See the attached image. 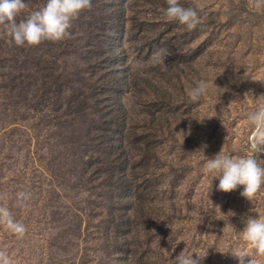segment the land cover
<instances>
[{"label": "trees", "instance_id": "16d2710c", "mask_svg": "<svg viewBox=\"0 0 264 264\" xmlns=\"http://www.w3.org/2000/svg\"><path fill=\"white\" fill-rule=\"evenodd\" d=\"M24 2L17 21L46 4ZM138 5L167 7L166 0H92L71 38L37 46L10 44L0 26L1 126L13 120L7 132L19 150L18 175L37 190L49 209L38 214L79 264H163V237L174 238V193L145 129L158 118L159 86L138 77L156 103V112L143 105L139 124L124 101L134 77L114 71L113 39ZM60 185L74 194L64 205Z\"/></svg>", "mask_w": 264, "mask_h": 264}, {"label": "rangeland", "instance_id": "374dc122", "mask_svg": "<svg viewBox=\"0 0 264 264\" xmlns=\"http://www.w3.org/2000/svg\"><path fill=\"white\" fill-rule=\"evenodd\" d=\"M180 3L199 10L195 30L169 22L163 9L138 5L113 39L114 71L134 77L133 91L124 101L139 124L146 119L143 105L151 112L156 103L151 91H142L138 77L160 89L158 118L145 122V129L150 146L161 151L164 187L175 197L174 238L168 243V236L163 237V264H171L180 252L193 258L207 252L202 264H239L233 255L243 252L254 264H264V256L243 236L249 219L264 217V185L249 201L240 195L242 186L219 191V179L206 171L208 160L219 152L250 154L247 115L264 103V6L254 0ZM161 49L171 53L164 60L167 67L157 63L155 54ZM200 80L208 83V91L192 102L188 93ZM9 128H14L13 120L6 117L1 126L0 119V207H7L26 232L18 237L0 224V251L12 264H79L65 240L55 238L59 231L46 215L38 214L39 208L49 209L18 175L19 150ZM258 160L264 161V154ZM67 189L59 186L63 205L74 195ZM20 192L30 194L27 207L18 203Z\"/></svg>", "mask_w": 264, "mask_h": 264}, {"label": "clouds", "instance_id": "9594fccd", "mask_svg": "<svg viewBox=\"0 0 264 264\" xmlns=\"http://www.w3.org/2000/svg\"><path fill=\"white\" fill-rule=\"evenodd\" d=\"M256 6H264V0H254ZM167 7L164 15L169 22L176 21L189 31L195 30L200 24V14L196 7H185L180 0H166ZM27 7L24 0H0V26L7 31L9 43L15 46H37L44 41L61 42L71 38L70 29L74 20L78 19L85 10H91L92 0H46V4L39 10L33 11L27 19L17 21V17ZM171 55L166 49L159 50L155 56L157 63L164 65V60ZM208 83L204 80L197 82L188 95L192 102H198L208 91ZM252 97L251 92L246 93ZM264 99V95L260 96ZM247 122L251 128L248 137L250 154L233 157L229 154H218L208 160L206 171L213 178L219 179L218 190L224 193L235 191L242 186L240 195L251 201L264 185V161L258 156L264 154V103L258 105L255 111L247 115ZM183 143V142H182ZM211 185V183H210ZM30 194L18 193V203L27 207L25 203ZM0 224L6 226L18 237L26 232L24 224L14 220L7 207H0ZM244 239L264 256V217L251 218L247 221L243 232ZM184 254L180 252L171 259V264H202L207 256ZM235 256L239 264H254L247 254L240 252ZM171 257V256H170ZM0 264H12L6 253L0 251Z\"/></svg>", "mask_w": 264, "mask_h": 264}]
</instances>
